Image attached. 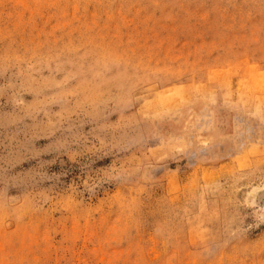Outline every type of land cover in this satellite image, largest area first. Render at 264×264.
<instances>
[{
	"label": "rangeland",
	"instance_id": "374dc122",
	"mask_svg": "<svg viewBox=\"0 0 264 264\" xmlns=\"http://www.w3.org/2000/svg\"><path fill=\"white\" fill-rule=\"evenodd\" d=\"M0 264H264V0H0Z\"/></svg>",
	"mask_w": 264,
	"mask_h": 264
}]
</instances>
